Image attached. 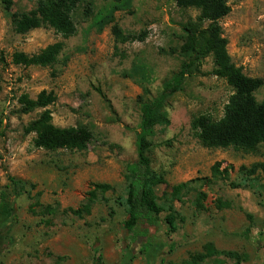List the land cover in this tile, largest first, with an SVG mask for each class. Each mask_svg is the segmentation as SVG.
Here are the masks:
<instances>
[{
  "label": "rangeland",
  "instance_id": "374dc122",
  "mask_svg": "<svg viewBox=\"0 0 264 264\" xmlns=\"http://www.w3.org/2000/svg\"><path fill=\"white\" fill-rule=\"evenodd\" d=\"M37 1L14 0L12 12H27ZM91 1L93 14L86 17V3L81 4L74 15L77 32L67 39L45 26L15 32L12 12L0 2V56L7 59L6 64L0 62V131L5 134L0 135V191L7 183L1 158L10 173L36 186L15 200V215L0 230V264H99V255L104 264H120L125 246L132 244L122 229L126 209L120 200L126 196V165L137 159L138 99L156 96L186 59L180 50L182 26L199 10L181 8L175 0ZM229 5L231 12L221 20L228 52L247 75L264 79V0H229ZM115 24L126 34L147 30L148 36L120 42L112 31ZM59 40L65 46L53 67L12 63L15 51L32 54ZM213 67L209 55L201 72L187 79L166 108L171 124L154 138L151 152L153 169L166 178L156 188L165 211L149 238L140 236L131 264L181 263L208 244L239 252L242 264H264V172L248 179L241 170L264 161V143L255 152L208 148L191 127L199 113L223 117L233 94L224 78L211 74ZM42 90L58 94L50 106L56 125L92 129L95 136L86 150L35 146L36 134L25 128L42 109L22 113L18 100L24 93L36 98ZM255 95L259 102L264 99V85ZM218 162L222 169L229 168V177L208 183ZM190 180L193 189L184 201L172 202L178 216L177 230L170 232L165 217L171 202L165 192ZM231 182L244 185L232 187ZM94 183H109L113 189L98 192L91 214L80 218L64 212L80 207ZM199 192L205 194L203 209L195 205ZM221 202L226 205L220 207ZM56 203L58 213H43L45 206ZM141 240L150 241L147 250ZM204 264L235 260L215 255Z\"/></svg>",
  "mask_w": 264,
  "mask_h": 264
},
{
  "label": "trees",
  "instance_id": "16d2710c",
  "mask_svg": "<svg viewBox=\"0 0 264 264\" xmlns=\"http://www.w3.org/2000/svg\"><path fill=\"white\" fill-rule=\"evenodd\" d=\"M181 8H196L199 14L182 26L185 38L181 45V53L186 59L181 62L177 71L166 78L160 92L149 100L139 96L140 125L136 133L137 159L126 165V196L122 197L120 204L126 209V218L122 222L128 238L132 244L125 246L123 260L120 264H131L135 258L137 242L142 237H148L152 227L156 225L157 217L165 211V207L158 201L156 188L166 183L164 173L153 169L152 148L154 138L171 124L166 113L174 95L184 89L189 77L201 72L203 60L213 56L214 67L211 74L224 78L233 88L225 106L224 115L215 119L207 113L193 116L191 127L202 145L208 148H228L255 152L264 143V99L259 102L256 91L264 85V79L247 75L241 66H238L228 52V39L224 36L221 20L231 12L229 0H175ZM7 12H12L14 0H0ZM86 3L83 14L89 17L93 14L91 0H38L34 8L27 12H12V23L15 32L25 34L40 27H51L64 39L70 38L77 32L74 15L81 4ZM113 34L120 42L144 41L148 36L147 30L139 33L126 34L115 24ZM65 46L64 40L48 44L36 53L15 51L12 54V63L23 66L53 67ZM0 62L6 64L4 55ZM145 93H150L148 88ZM106 98L105 95H103ZM58 100L54 90H42L36 98L24 93L19 97L21 112L28 114L36 109H42L38 116L26 126L28 133H35L34 144L38 148L56 151L59 149L84 151L94 139V132L87 125L61 127L53 122V112L50 108ZM3 120L0 119V126ZM1 136H5L0 131ZM2 159V169L5 172L7 183L0 191V230L15 215V200L35 188L34 184L26 179L10 173ZM221 162L212 166V175L206 178L208 183L228 179L229 168H221ZM241 170L248 179H253L259 170L264 172V161L255 163L251 168L242 166ZM244 184L246 180H243ZM193 180L173 185L170 192H165L169 201V213L165 217L170 232L177 230V216L173 206L174 201L183 202L184 198L193 189ZM231 182L232 187L244 185ZM86 197L85 202L78 208H67L66 213L83 218L91 214L94 205L98 202V192L113 189L109 183H94ZM205 194L199 192L195 205L203 209ZM222 203V202H221ZM226 204L222 203L220 207ZM60 210V204L47 205L43 213L55 215ZM150 241H140V246L146 247ZM97 251V249H95ZM215 255H223L235 260V264H242L244 257L237 251L218 250L212 244L205 247V251L196 252L181 263L172 264H204ZM96 260L104 264L102 256Z\"/></svg>",
  "mask_w": 264,
  "mask_h": 264
}]
</instances>
